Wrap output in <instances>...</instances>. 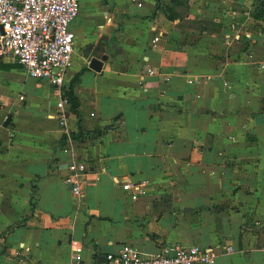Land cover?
<instances>
[{
    "label": "crops",
    "instance_id": "0c3cea01",
    "mask_svg": "<svg viewBox=\"0 0 264 264\" xmlns=\"http://www.w3.org/2000/svg\"><path fill=\"white\" fill-rule=\"evenodd\" d=\"M262 5L81 0L65 129L55 90L0 58V264H71L73 242L84 264L125 244L264 264ZM73 162L86 166L80 197L65 182ZM140 182L132 200L122 186Z\"/></svg>",
    "mask_w": 264,
    "mask_h": 264
},
{
    "label": "built area",
    "instance_id": "2783aa9c",
    "mask_svg": "<svg viewBox=\"0 0 264 264\" xmlns=\"http://www.w3.org/2000/svg\"><path fill=\"white\" fill-rule=\"evenodd\" d=\"M135 1V0H132ZM81 0H0V58L10 57L26 74L45 81L59 98L55 110L59 125L65 129L64 108L69 105L62 89L72 67L74 34L71 25L80 13ZM159 40L155 38L153 46ZM148 75H153L151 70ZM66 184L74 197H80L78 178L85 173L83 163L73 162ZM122 189L132 200L146 195V183H126ZM71 264H84L81 246L71 244ZM228 252H232L231 248ZM213 249L200 246L165 248L159 255L145 257L138 248L125 244L116 253L105 257V264H216Z\"/></svg>",
    "mask_w": 264,
    "mask_h": 264
},
{
    "label": "trees",
    "instance_id": "16d2710c",
    "mask_svg": "<svg viewBox=\"0 0 264 264\" xmlns=\"http://www.w3.org/2000/svg\"><path fill=\"white\" fill-rule=\"evenodd\" d=\"M259 13H261V14L264 13V5H262V7L260 8ZM64 96L68 98V100H69V104H71L72 110H73V112H75L76 107H77V105H78V102H77L76 97L74 96L73 92L70 91V90H67V91L64 93ZM81 138H82V135H80V134H77V135H65V136H62V137H61V140H60V146L63 147L64 144H65L69 139H73V140L79 141Z\"/></svg>",
    "mask_w": 264,
    "mask_h": 264
},
{
    "label": "water",
    "instance_id": "95a60500",
    "mask_svg": "<svg viewBox=\"0 0 264 264\" xmlns=\"http://www.w3.org/2000/svg\"><path fill=\"white\" fill-rule=\"evenodd\" d=\"M92 48H93V46H88L84 50L83 56H84L85 59L89 58V55L91 53ZM104 60H105V58H102V61H104ZM102 65H103V63L101 61L97 60L96 58H91L89 60L88 68L93 70V71H95V72H99L101 70ZM10 119H11V117L9 116L7 118V121H6L5 125H4L5 127L7 126V123L10 121ZM104 261H105V259H104Z\"/></svg>",
    "mask_w": 264,
    "mask_h": 264
}]
</instances>
